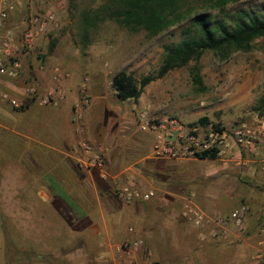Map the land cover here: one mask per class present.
I'll return each mask as SVG.
<instances>
[{"label":"rangeland","instance_id":"1","mask_svg":"<svg viewBox=\"0 0 264 264\" xmlns=\"http://www.w3.org/2000/svg\"><path fill=\"white\" fill-rule=\"evenodd\" d=\"M22 1L25 6L9 21V25L20 34L31 12L56 15V22L40 36L23 60L29 61L31 58L37 64L44 65L48 62V54L55 52V65L74 75L67 97L71 100L79 98L81 87L87 85L91 102L84 113L90 107L93 121L97 122L107 114L109 117H120L126 121L124 124L137 126L141 130L145 115L156 120L178 119L203 132L216 124L235 129L245 123L254 134L250 137L251 144H235L221 158L201 159L192 156L185 159H160L166 161L164 166H155L154 176L162 188L160 191L155 187H141L133 180L142 191L154 190L155 194L166 196V205L151 207L154 217H143L141 222H137V214L141 213L137 203L143 204L150 199L126 202L115 191L118 200L126 206L125 216L128 215L127 218H120L119 230L132 227L130 232L135 233L136 228L148 230L154 227L150 231L155 241L154 247H157L153 248L156 256L154 262L166 264V257L174 261L181 259L200 241L196 238L197 232L202 229L182 215L188 198H193L209 215L226 216L240 204H246L249 228L264 224V109L261 108V98L264 97V37L254 41L252 50H237L228 58L208 50L189 65L153 80L144 88L138 100L122 101L112 85L113 76L123 69L138 80L144 75L157 73L163 61L164 45L183 37L187 20L156 36L146 30L132 31L114 20H106L91 30L86 44L80 34L82 14L101 6L105 0ZM186 8L193 13L211 11L227 19L226 14L220 12L218 7H213L209 0H187ZM251 8L264 11V0H240L230 3L226 11L234 13L238 9ZM196 70L201 76L200 83L194 76ZM21 76H24V72ZM28 82L26 84L32 81L29 79ZM204 118L207 121L202 122ZM96 210L98 212L97 207ZM2 226L0 222V264H8L7 261L4 263L6 240L1 233ZM160 231L166 233V244L159 240ZM248 231L232 235L235 242V253L230 257L232 261L236 259L237 262L242 256L256 255L260 249H264V245L258 244V230ZM239 236L245 241L241 243V239H237ZM91 252L94 253L93 250ZM259 262L264 264V257Z\"/></svg>","mask_w":264,"mask_h":264},{"label":"crops","instance_id":"2","mask_svg":"<svg viewBox=\"0 0 264 264\" xmlns=\"http://www.w3.org/2000/svg\"><path fill=\"white\" fill-rule=\"evenodd\" d=\"M54 53L48 54L44 65L31 58L23 60L25 53L20 69L24 76L5 78L0 84V222L6 240L4 263L159 264L154 262L153 248L157 247L150 233L154 227L136 228L135 233L130 232L132 227L118 229L120 218L128 215L125 216L126 206L115 194L120 183L133 180L141 187L162 190L154 176L155 166H164L166 161L154 155L155 133L138 130L137 126L124 124L126 121L120 117L107 114L95 122L90 107L82 122L74 120V105L82 96L83 86L79 98L67 97L74 75L55 65ZM56 68L69 76L58 77ZM29 79L32 82L26 84ZM30 85L39 91L34 98L27 94ZM51 89H55L54 98L44 103L42 97ZM3 91L20 98L23 107L10 105L1 96ZM81 138L94 142L95 149L104 153L110 175L106 185L99 183L98 171L77 164L73 148ZM137 204L141 212L137 222H141L143 217H154L153 205H166V196L156 193L149 201ZM165 234L159 233L164 244ZM239 237L241 243L245 241ZM126 239H142L144 243L131 251H119L117 245ZM233 239H212L198 231L196 240L200 241L195 248L176 261L166 257V264H262L255 254L232 261ZM113 240L116 242L112 243Z\"/></svg>","mask_w":264,"mask_h":264},{"label":"built area","instance_id":"3","mask_svg":"<svg viewBox=\"0 0 264 264\" xmlns=\"http://www.w3.org/2000/svg\"><path fill=\"white\" fill-rule=\"evenodd\" d=\"M25 5L22 0H0V84L5 78H15L20 75L22 68V56L32 50L40 36L56 22V15L48 13L43 15L38 12H31L26 21L25 29L20 33L9 25L11 17ZM56 74L69 76L60 68H56ZM88 78H86L87 82ZM29 97L34 98L38 95L36 86L26 88ZM55 89L48 91L42 101L47 103L54 98ZM82 96L74 105L75 119L78 123L82 122L84 110L90 105V96L87 85L82 87ZM1 96L13 107H23L24 102L9 91H3ZM141 122V129L153 131L155 133L154 155L161 159H185L197 156L202 151H214L216 157H222L235 144L248 146L251 144L253 132L243 123L235 129L222 127H210L205 132L198 127L183 124L178 119H150L145 116ZM81 128V126H80ZM77 159V164L84 169L98 171L104 180L110 178L106 167V158L102 151H98L85 138H81L73 148ZM85 152V154H81ZM119 198L126 202L135 199L149 200L156 194L154 190L142 191L133 181L119 184L116 187ZM248 206L240 204L228 215H209L193 198H188L184 204L182 215L190 220L196 227L202 229L200 234L204 237L227 238L241 233L244 229ZM207 229V231H204ZM260 235L259 245H264V224L258 229ZM142 239H126L117 245L119 251H131L142 246ZM259 249V248H258ZM264 257V249L256 253V258Z\"/></svg>","mask_w":264,"mask_h":264},{"label":"trees","instance_id":"4","mask_svg":"<svg viewBox=\"0 0 264 264\" xmlns=\"http://www.w3.org/2000/svg\"><path fill=\"white\" fill-rule=\"evenodd\" d=\"M213 7L226 14L223 19L211 11L194 12L187 9V0H105L93 10L84 11L81 19L80 34L88 44L87 38L92 29L100 26L102 21L114 20L132 31L146 30L156 36L171 26L187 20L183 29V37L173 43L164 45V57L157 73L144 75L138 80L133 74L123 69L113 76L112 85L120 100H138L144 88L153 80L162 78L170 71L187 66L193 60H198L206 51L211 50L222 58H228L234 51H250L254 41L264 37V11L259 9H238L234 13L226 11L230 3L240 0H209ZM53 50V47L51 48ZM195 79L201 82L199 71H195ZM261 108L264 109V97L261 98ZM207 121L206 118L202 119ZM215 127L222 129L219 124ZM201 159L216 158L214 151L197 153ZM101 186L107 180L97 175ZM244 229L257 231L259 227L249 228L247 222ZM69 221L72 222L70 219Z\"/></svg>","mask_w":264,"mask_h":264}]
</instances>
